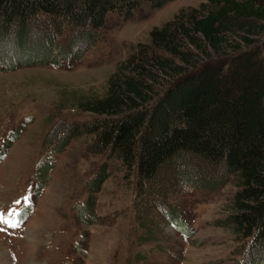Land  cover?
<instances>
[{
  "label": "rangeland",
  "instance_id": "374dc122",
  "mask_svg": "<svg viewBox=\"0 0 264 264\" xmlns=\"http://www.w3.org/2000/svg\"><path fill=\"white\" fill-rule=\"evenodd\" d=\"M204 2L143 3L96 29L41 15L25 28L0 19V209L22 218L0 232V264H264V249L252 251L227 219L237 190L230 169L181 153L140 183L117 153L75 129L95 118L82 108L108 92L133 45ZM42 46L43 64H26Z\"/></svg>",
  "mask_w": 264,
  "mask_h": 264
},
{
  "label": "trees",
  "instance_id": "16d2710c",
  "mask_svg": "<svg viewBox=\"0 0 264 264\" xmlns=\"http://www.w3.org/2000/svg\"><path fill=\"white\" fill-rule=\"evenodd\" d=\"M170 1L0 0V19L25 28L41 15L96 29L112 12L131 18L143 3ZM150 36L133 45L108 92L86 102L83 111L95 118L75 129L90 134L96 150L117 153L140 183L181 153L224 165L237 175L227 219L252 251L264 249V0H207ZM42 47L25 63L43 64Z\"/></svg>",
  "mask_w": 264,
  "mask_h": 264
},
{
  "label": "snow or ice",
  "instance_id": "6c2138e0",
  "mask_svg": "<svg viewBox=\"0 0 264 264\" xmlns=\"http://www.w3.org/2000/svg\"><path fill=\"white\" fill-rule=\"evenodd\" d=\"M24 199L25 201H27L29 198L25 197ZM14 203L19 205L21 202L17 200ZM19 215L20 213L17 212L15 208H11L7 212H5L3 209H0V232L6 231L7 228L20 227V224L22 223V218L16 219V217Z\"/></svg>",
  "mask_w": 264,
  "mask_h": 264
}]
</instances>
